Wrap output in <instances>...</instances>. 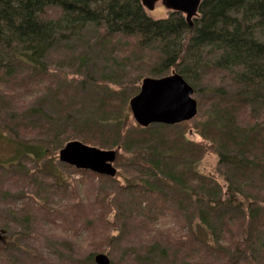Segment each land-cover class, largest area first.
Segmentation results:
<instances>
[{"label": "trees", "instance_id": "obj_1", "mask_svg": "<svg viewBox=\"0 0 264 264\" xmlns=\"http://www.w3.org/2000/svg\"><path fill=\"white\" fill-rule=\"evenodd\" d=\"M86 24L97 30L95 40L101 48L120 58L119 69L123 71L122 67H127L135 75L134 82L123 84L117 74V77L96 81L105 86L107 92L91 100L98 114L90 115L92 118L75 124L62 135L39 127L28 128L23 120L14 119L8 112L4 115L0 107V139L12 149L11 156L0 157V167L15 168L22 162L38 164L46 157L55 162L59 149L70 140L99 148L117 147L128 154L127 167L121 172V179L116 180L63 164L66 169L90 177L115 181L116 187L102 191V187L97 188L92 178H88L91 188L101 192L91 201L78 189L77 183L83 184L82 180L69 190L65 176L54 174L61 184V194L68 197L67 202L51 205L47 196L38 195L41 201L34 197L38 207L28 203L20 207L12 204L13 212L15 210L27 226H40L39 219L42 230L45 222L57 224L59 221L64 225L61 232L65 237H62L70 242L75 254L71 261L59 260L57 264H96L95 254L112 256L114 248L111 245L121 237L122 225L127 226L136 218L139 222H147L144 216L150 214L148 211L143 217L133 214L126 219L120 217L119 210L125 209L121 205L124 192L132 188L139 205L145 202L149 208L156 206L174 218L173 226L148 229L154 230V234L145 244L161 248L157 255L162 261L157 264H257L249 256L251 244L258 246L264 260V242L259 243L255 238L256 231L264 233V215L260 216L264 214V176L261 173L264 169V0H201L192 26L177 11L168 10L165 18H152L140 0H0V76L4 78L0 79V100L8 99L6 102L21 108L12 101V79L30 75L36 80L34 84L43 82L45 85V53L56 43L58 35L64 36L61 32L78 35ZM72 65V73L81 72L79 62L74 61ZM173 71L180 74L195 93L203 91L209 98L200 101L197 115L180 124L174 136L167 139L160 130L173 125L158 124L155 132H149L151 125L141 127L130 118L128 102L138 92L144 77H163ZM69 76L65 79H71ZM72 77L74 83L82 81L76 74ZM124 85H132L133 89L125 91ZM195 121V130L203 142L188 146L185 134ZM226 133L227 139L234 143L232 154L226 157L220 153L218 162L219 167L226 165L236 169L234 179L225 177L219 167L212 177L192 171L191 164L201 158L203 151L217 150ZM157 145L161 146L155 151L159 152L158 160L152 159L151 154L144 159L143 154ZM163 159L173 167L166 168L167 163L163 161L167 160ZM133 165H140L145 171L133 169ZM248 173L249 180L244 177ZM156 174H161L156 180L176 194L205 198L215 210L236 209V213L222 214L219 227L222 235L208 240L202 231L192 228L181 204L172 202L162 188L153 183ZM27 175L29 177V173ZM212 179L219 183L218 194L207 196L205 185ZM94 204L97 207L90 213L88 207ZM110 210L114 212L112 219L115 221L111 216L105 218ZM77 221L83 222V227H66L71 222L76 225ZM195 221L202 226L206 218ZM101 223H109L112 228L103 230L98 237L94 225ZM0 226L6 224L0 223ZM86 231L89 232L84 235ZM16 234L13 232L0 241V259L23 251L28 264H54L47 254L38 251V247L13 242ZM85 236L95 240L90 242L92 249L82 255L79 239ZM141 246V251H146ZM229 253L238 254L242 260L231 262ZM243 257L246 258L243 260ZM110 261V264H129L131 259L113 257Z\"/></svg>", "mask_w": 264, "mask_h": 264}, {"label": "rangeland", "instance_id": "obj_2", "mask_svg": "<svg viewBox=\"0 0 264 264\" xmlns=\"http://www.w3.org/2000/svg\"><path fill=\"white\" fill-rule=\"evenodd\" d=\"M148 13L154 19L165 18L168 15V9L158 2L154 9L152 11H148ZM61 33L64 36L58 35L56 43L44 55V76L47 79L45 81V85L43 82L34 84L36 83V80L32 79L30 75L23 77L22 79L24 80L14 78L12 79L14 86V99H12V101L16 102L22 109L14 107L9 102H6L8 99L0 100V107L3 111H5L4 115L8 112V115L13 116L14 119L23 120L28 128L39 127L48 132H57L59 135H62L65 130L72 128L75 124H81L82 122L87 121L88 117L92 118L90 115L96 116L98 114V112L96 113L94 107L91 106V100L100 98L102 94L105 95L107 92H105V86L97 84L96 81L111 79L115 77L116 74L121 76L124 82L123 84L132 83L135 80V75L130 73L127 67L124 69L122 67L124 72L119 69L121 61L120 58L113 53H107L103 48H101V44L96 42L95 38L97 37L98 32L93 25H84L78 35H70V31H63ZM74 61L79 62L81 72L75 70L72 73V64ZM73 74L82 78V81L74 83L72 80ZM67 75H70L69 77H71V79H65ZM0 79L4 78L0 76ZM94 80L95 85H93ZM14 82H16V84ZM141 83L139 85V90ZM132 85L131 87L124 85L123 88L125 87V91L129 89L132 90ZM89 86L93 87V89ZM192 96L196 99L198 108L200 101L204 102V100L209 98V95L206 93L204 94L203 91L197 93L193 92ZM120 100L121 98H119V101ZM128 111L130 118L133 119L129 108V102ZM134 122L137 124L135 120ZM158 124L149 125L150 128L148 131L155 132ZM180 124H174L173 126H170V128L162 129L160 130V133L168 139L173 135V133L177 132ZM196 124L197 121H195V124H193V126L190 127L185 134L188 146H190L193 142H203L202 137L195 130ZM227 136L228 133H226L225 137L221 139V146L216 148L217 150L214 149L211 151L207 149L203 151L201 158L195 160V162L191 164V169H193L192 171H198L204 176L211 175L210 177H212L215 176V170L217 171L220 168L222 169L225 177L233 180V176L237 173L236 169H231L226 165H221L219 167L218 162V155L220 153L224 154L226 157H229L232 154L230 151L232 150L234 143L231 139H227ZM0 147L1 159H5L6 157L12 155L11 146L5 144V142L1 139ZM160 147L161 146L157 145L154 149L148 150V153L143 154V158L145 159L151 154L150 157H152V159L158 160L159 152L155 153V151H158ZM110 149L117 150V158L114 163L117 173L115 177L112 178L120 180L122 176L121 172L124 173L125 171L123 169H125L124 167H127V159L129 156L117 147ZM165 155L167 154H164L163 156ZM55 160L56 161L54 162L53 159H50V157H46L44 162H40L38 164H34V162H22L21 166L15 168H11L9 166L6 168L0 167V223L3 225L6 224L5 227L0 226V241L7 239L10 236L9 234L13 232L17 233L13 242H17L19 245L23 246L32 245L35 249L38 247V251L43 254H47V256L52 259L53 263L57 264V262L59 263V260L71 261L75 254L73 246H71L70 242L64 239L65 236L61 232L64 225L59 221H57V224H48L45 222V228L42 230L41 225L43 226V224L39 219H37V223L40 224V226H27V223L23 222L25 220L17 217L15 210L13 212L12 204L20 207V205L28 203L29 205L38 207L39 204L34 198L35 196L38 198V195L40 197L44 195L47 196L52 202L51 205L67 202L68 197H64L61 194V184L55 180V177L53 176L54 174L65 176L67 187L70 188L69 190L72 189V185L75 184L76 186V183L79 180H82L83 184L77 183L78 189L82 191L83 194H86L91 201L94 200V198H97L101 192L91 188V183L88 178H92V182L93 184L95 183L97 188L102 187V191H111L116 187V182L100 180L96 177H90L80 172L64 168V163L58 160V152ZM163 162L167 163L166 168L173 167L171 164H168V160ZM53 164L55 168H53ZM132 168L145 171V169H143L140 165H133ZM148 172L152 173L150 170H148ZM27 173H29V177ZM261 173L264 176V169H262ZM159 175L161 176V174L153 176V183H155L156 186H160L164 195L171 199L172 202H179L181 204V209L188 218L187 223L198 232L202 231L208 240L209 238H212V236L219 238L220 235H222L221 228H219L222 214H233L236 213L237 210L231 209L230 207L215 210L211 207L210 203L208 204L205 198H191V196L189 197V194L187 193L181 194L178 192V194H176L169 186L162 182H158V179L156 180L155 177H158ZM244 177L249 180V173L245 174ZM215 181L217 182V179H212L209 184L205 185V194L207 196L218 194L219 183L217 184ZM71 193L73 195L75 192ZM121 205L125 208L124 210H119L121 215L120 217L123 219H126L131 214L135 215V217H143L145 215V211H148L150 214L144 216L147 221L146 223L139 222V219L136 218L132 219L127 226L122 225V228H120L121 237L112 243L111 247L114 248V251L112 256L110 255L108 257L110 259L117 257V259L120 260L125 259L126 256L131 259L129 264L160 263L159 261H162V259H160L157 254L161 253V248L156 246L150 247L145 244L147 238H151V235L154 234V230L150 231L148 229L151 227L159 229L173 226V216L167 211L159 210L156 206L149 208L145 202L139 205L136 199V193L132 188L125 190L121 200ZM96 207L97 206L95 204L91 205V208L88 207V210L90 213H93L92 209L95 210ZM137 210L139 212H137ZM98 211H100V209H97V212ZM112 215H114V212L110 210V212L105 215V218L109 219L108 217L111 216L110 218L112 219ZM263 215V213H260V216ZM197 218L202 219V221L203 218H206V222L203 221L204 225L199 226L198 221H195ZM71 223H69L70 225L68 224L66 227H83V222L77 221L76 225ZM85 224L86 222L84 221V225ZM33 227H35L34 230ZM94 227L97 229V233H95V235H98V237L100 235L99 233H102L103 230L108 228L111 230L112 228L109 223H101L100 225H94ZM87 232L89 231H86L84 235H86ZM31 234L34 236L36 235V237H33ZM48 234L53 235V237ZM87 236L83 239H79L81 242L76 239V241L81 244V247H83V251H81L82 255H86L87 251L92 249V243L95 240V238H87ZM255 238L259 241V243L264 242V233H262V230H259L258 232L256 231ZM91 241L92 243H90ZM141 245L144 246L143 250L146 251H141ZM248 248L249 256H251L257 264H264V260L260 255L258 246L251 244ZM149 251L153 254L145 253ZM3 258L4 259H0V264H28L27 260L24 258L23 251H16L15 254L6 255ZM229 258L231 262L242 260V257L238 254L236 255L235 253H229ZM244 258L246 257H243V260Z\"/></svg>", "mask_w": 264, "mask_h": 264}, {"label": "water", "instance_id": "obj_3", "mask_svg": "<svg viewBox=\"0 0 264 264\" xmlns=\"http://www.w3.org/2000/svg\"><path fill=\"white\" fill-rule=\"evenodd\" d=\"M148 10H153L157 2L165 8L180 12L192 26L193 18L198 15L201 0H140ZM192 86L178 73L172 72L163 77H145L139 92L129 100L133 119L141 127L151 124L174 125L193 119L198 112V104ZM117 150L101 149L87 145L79 140L66 142L58 151V160L79 170L115 177L114 163ZM96 264H110L104 253L94 255Z\"/></svg>", "mask_w": 264, "mask_h": 264}, {"label": "bare ground", "instance_id": "obj_4", "mask_svg": "<svg viewBox=\"0 0 264 264\" xmlns=\"http://www.w3.org/2000/svg\"><path fill=\"white\" fill-rule=\"evenodd\" d=\"M61 148H62V147H61ZM61 148H60V149H61ZM60 149H59V150H60ZM34 164H35V163H34ZM189 172H190V171H189ZM194 174H195V173H194ZM106 255H107V254H106Z\"/></svg>", "mask_w": 264, "mask_h": 264}]
</instances>
